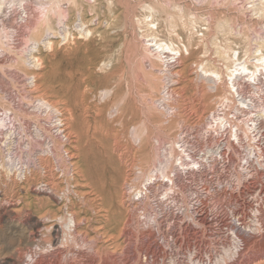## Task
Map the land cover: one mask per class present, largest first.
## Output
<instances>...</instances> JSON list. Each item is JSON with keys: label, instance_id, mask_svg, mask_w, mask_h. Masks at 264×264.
<instances>
[{"label": "rangeland", "instance_id": "rangeland-1", "mask_svg": "<svg viewBox=\"0 0 264 264\" xmlns=\"http://www.w3.org/2000/svg\"><path fill=\"white\" fill-rule=\"evenodd\" d=\"M252 4L6 0L0 264H264V165L187 166L183 188L165 176L183 154L180 130L200 124L228 89L224 77L203 79L201 66L225 72V53L248 60L264 38ZM37 40L52 49L29 59ZM161 41L183 51L166 57ZM245 179L254 186L244 189Z\"/></svg>", "mask_w": 264, "mask_h": 264}, {"label": "built area", "instance_id": "built-area-1", "mask_svg": "<svg viewBox=\"0 0 264 264\" xmlns=\"http://www.w3.org/2000/svg\"><path fill=\"white\" fill-rule=\"evenodd\" d=\"M230 82L234 83L231 91L218 99L200 124L180 130L178 150L183 154L171 170L175 181L185 182L187 166H192L188 169L192 172H204L219 165L224 169L233 160L262 173L258 166L264 165V71L238 73ZM226 183L234 185L233 181Z\"/></svg>", "mask_w": 264, "mask_h": 264}, {"label": "bare ground", "instance_id": "bare-ground-1", "mask_svg": "<svg viewBox=\"0 0 264 264\" xmlns=\"http://www.w3.org/2000/svg\"><path fill=\"white\" fill-rule=\"evenodd\" d=\"M9 3H12V1H9ZM248 2H251L253 3L252 4V7H253V14L255 16H258V17H264V0H248ZM5 4H6V0H0V11L5 9ZM7 7V6H6ZM83 13V12H82ZM191 26V28L193 27H196L197 24L196 22H191L189 24ZM72 31V30H71ZM71 31L70 30H65V32L63 33L64 36H69L71 35ZM81 31V30H80ZM81 34H86V33H91L90 30H85V31H81L80 32ZM50 38H53V37H50ZM50 38H47V39H50ZM226 40V39H225ZM225 42H228L227 40ZM34 47H31L28 51V57L29 59L32 58V53L34 51H37L38 48L40 46H46L47 48H49V50L52 49V41L51 40H48L47 42H43V40H37V41H33L32 42ZM216 44H218L217 42H215ZM221 43V42H220ZM218 44L220 47H221V44ZM155 45L157 46V50H159L160 54H165L166 53V57H169L171 54H175V53H178L180 52L181 53V50L182 48L180 47L179 43L178 42H175V41H170V42H156ZM183 47H185V50L187 52H189L190 49H192L191 45L190 44H184ZM264 49V38L260 41V43H258L256 49L250 54V57L248 56V60H244V61H240L238 59H235L233 57V54H234V50H231L230 53H225V55L222 56V58L224 59V61L226 62L224 68H225V72L224 71H220L218 68H209V67H205V66H201V70H202V73L201 74V77L203 79H207L209 80L210 82H212L213 84H216L217 81L221 82L223 77H224V80L226 81L227 80V86H228V89L227 90H230L231 91V88H233V85L234 83L233 82H230V84H228V82L230 80H232L233 78H236L237 77V74L240 73V74H249V73H262L264 71V52L262 51ZM183 51V50H182ZM28 59V60H29ZM229 64V65H228ZM3 124V120L0 119V125ZM176 143L178 144V140L176 141ZM219 148V147H218ZM217 148V149H218ZM181 165H184L182 162H181ZM161 166L160 168H158V170H161ZM19 170L21 169V167L18 168ZM28 168H25V173L23 171V175H26V170ZM155 169V168H154ZM153 169V170H154ZM168 177V179L171 181V183L173 184L175 182L174 178L172 176H169L168 173H166V175ZM151 176L148 177V179H150ZM183 181V180H182ZM176 183V182H175ZM177 184V183H176ZM182 186H186V183L185 182H180L179 183ZM175 185V184H174ZM244 186V189H248V188H252L254 186V183L251 181V182H245L243 184ZM183 188V187H182ZM181 189V188H180ZM147 190H151V187L148 186L147 187ZM183 190V189H181ZM226 191V190H225ZM140 192V191H139ZM256 211L259 212V210L257 209ZM257 213V212H256ZM205 221V220H204ZM73 222V221H72ZM160 223V222H159ZM260 224V223H259ZM262 228V227H261ZM188 229V228H187ZM236 230V233L235 235L239 237V241L242 242V244L246 245L248 244L250 241L249 239L250 238L248 236H240L238 235V230L239 228H235ZM188 231V230H187ZM189 233V232H187ZM262 240V239H261ZM264 241V239L262 240ZM188 243V242H187ZM223 243V242H222ZM240 243V242H239ZM262 243V242H261ZM185 245V244H184ZM256 245V244H255ZM182 246V245H181ZM215 246V245H214ZM260 247H264V242L262 244L259 245ZM221 247V246H220ZM238 247V246H237ZM188 252H192L190 250V245L187 244L186 246ZM222 248V247H221ZM230 248V247H229ZM241 248V247H240ZM183 249V247H182ZM215 249V248H214ZM185 251V250H184ZM209 251V250H208ZM217 251V249H216ZM219 251V250H218ZM261 251V250H260ZM187 252V253H188ZM253 252V251H251ZM263 252V251H262ZM206 253V252H205ZM208 253V252H207ZM228 253V248L227 249H224L223 252H222V255H226ZM234 253V252H233ZM186 254V253H185ZM200 254V253H199ZM231 254V253H230ZM208 255V254H207ZM238 255V254H237ZM212 256V255H211ZM215 256V255H214ZM216 256H217V253H216ZM235 256V255H234ZM191 257V256H190ZM203 257V256H202ZM220 257V256H219ZM192 258V257H191ZM207 258V257H206ZM214 258V257H213ZM226 258V257H225ZM38 260V263L39 264H42V260L40 259H37ZM199 260V258L197 259ZM227 260V259H226ZM191 261V260H190ZM193 261V260H192ZM208 261V260H207ZM211 261V260H210ZM216 261V260H215ZM46 262V261H45ZM201 262V261H199ZM213 264V263H212Z\"/></svg>", "mask_w": 264, "mask_h": 264}]
</instances>
